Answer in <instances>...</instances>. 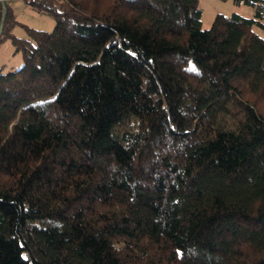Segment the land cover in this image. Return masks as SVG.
Listing matches in <instances>:
<instances>
[{
  "label": "trees",
  "instance_id": "1",
  "mask_svg": "<svg viewBox=\"0 0 264 264\" xmlns=\"http://www.w3.org/2000/svg\"><path fill=\"white\" fill-rule=\"evenodd\" d=\"M0 65V264H264V0H25Z\"/></svg>",
  "mask_w": 264,
  "mask_h": 264
},
{
  "label": "rangeland",
  "instance_id": "2",
  "mask_svg": "<svg viewBox=\"0 0 264 264\" xmlns=\"http://www.w3.org/2000/svg\"><path fill=\"white\" fill-rule=\"evenodd\" d=\"M15 22L11 25V33L20 39L30 37L33 30L51 32L55 27L53 16L32 9L25 0H13ZM203 28H210L217 14L230 16L233 13L245 17L254 16V8L246 4H236L233 0H200ZM264 37V30L255 28ZM24 64L22 51H17L12 37L5 34L0 41V65L5 72L15 71Z\"/></svg>",
  "mask_w": 264,
  "mask_h": 264
},
{
  "label": "water",
  "instance_id": "3",
  "mask_svg": "<svg viewBox=\"0 0 264 264\" xmlns=\"http://www.w3.org/2000/svg\"><path fill=\"white\" fill-rule=\"evenodd\" d=\"M6 13H7V9H6V7H4V10H3V13H2V18H1V23H0V35L2 34L3 27H4V24H5Z\"/></svg>",
  "mask_w": 264,
  "mask_h": 264
},
{
  "label": "built area",
  "instance_id": "4",
  "mask_svg": "<svg viewBox=\"0 0 264 264\" xmlns=\"http://www.w3.org/2000/svg\"><path fill=\"white\" fill-rule=\"evenodd\" d=\"M13 0H0V3H9V4H11V2H12Z\"/></svg>",
  "mask_w": 264,
  "mask_h": 264
},
{
  "label": "crops",
  "instance_id": "5",
  "mask_svg": "<svg viewBox=\"0 0 264 264\" xmlns=\"http://www.w3.org/2000/svg\"><path fill=\"white\" fill-rule=\"evenodd\" d=\"M14 1L11 2V4H13Z\"/></svg>",
  "mask_w": 264,
  "mask_h": 264
}]
</instances>
